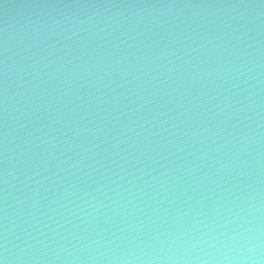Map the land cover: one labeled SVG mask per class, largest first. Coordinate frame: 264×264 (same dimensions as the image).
<instances>
[{
	"label": "water",
	"instance_id": "obj_1",
	"mask_svg": "<svg viewBox=\"0 0 264 264\" xmlns=\"http://www.w3.org/2000/svg\"><path fill=\"white\" fill-rule=\"evenodd\" d=\"M0 264H264V0H0Z\"/></svg>",
	"mask_w": 264,
	"mask_h": 264
}]
</instances>
